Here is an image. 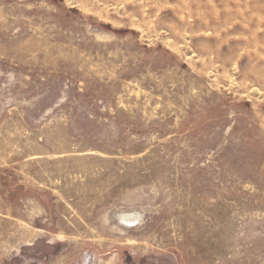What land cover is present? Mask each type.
Here are the masks:
<instances>
[{
    "label": "rangeland",
    "instance_id": "obj_1",
    "mask_svg": "<svg viewBox=\"0 0 264 264\" xmlns=\"http://www.w3.org/2000/svg\"><path fill=\"white\" fill-rule=\"evenodd\" d=\"M0 264H264V0H0Z\"/></svg>",
    "mask_w": 264,
    "mask_h": 264
},
{
    "label": "bare ground",
    "instance_id": "obj_2",
    "mask_svg": "<svg viewBox=\"0 0 264 264\" xmlns=\"http://www.w3.org/2000/svg\"><path fill=\"white\" fill-rule=\"evenodd\" d=\"M124 220V219H123ZM128 220H130V219H128Z\"/></svg>",
    "mask_w": 264,
    "mask_h": 264
}]
</instances>
